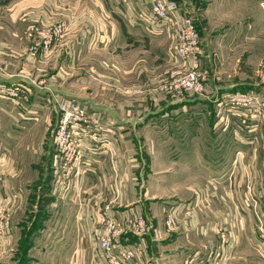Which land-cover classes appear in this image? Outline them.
<instances>
[{
	"label": "crops",
	"instance_id": "1",
	"mask_svg": "<svg viewBox=\"0 0 264 264\" xmlns=\"http://www.w3.org/2000/svg\"><path fill=\"white\" fill-rule=\"evenodd\" d=\"M137 2L139 0H0V29L11 37L8 44L0 42L3 44L0 46V156L3 159L6 157L4 166L7 162L9 164L7 158L14 151V141L19 142L23 132L26 133L30 129L29 126L41 119H35L36 115L29 113L27 109L30 107L34 110V105L39 107L41 103L46 104L45 101L50 102L52 99L48 91L56 93L59 90L49 83L44 85V81L42 84L36 82L41 77L45 79L49 76L41 75L43 64L51 56H57L56 53L67 55V43L95 39L99 44L96 49H105L111 45L120 48L123 44V51L118 52L122 53L123 62L126 59L129 66L126 68L119 58L112 64V74L108 73L109 76L115 75V78L106 76L103 80L99 77L100 83L97 85L100 93L92 94L91 97L89 94H78L88 109L102 115L103 124L114 145L112 154L117 157L119 171L115 172V179L112 175L109 186L114 183L116 188H131L145 183L146 178L143 179L141 172H146L145 169L153 172L157 166L149 164V157V162L143 163L140 157L154 155V151L141 148L138 146L139 142L150 139L164 142L172 140L174 136L181 143L183 141L173 156L177 164L165 163L166 166L158 167L165 169L161 172H167L171 167L176 172L207 173L205 169L209 166L211 172L222 169L223 173L212 179L201 178L187 183L183 182V176L177 173V179H180L177 182L179 187L191 188V199L188 201L176 197L162 200L160 197V203L155 201V196L149 197L145 194L142 198L131 190L130 197H126L124 192V197L122 195L113 206L114 210L141 211L149 227L144 239L151 264H264L253 243V216L243 204L249 197L258 196V193L264 197V153L257 149L241 147L234 150L224 147L226 144L217 146L216 141L213 142L215 146H212V141L218 134L213 132L214 128H217L215 123H223V120L219 121L223 118L219 101L228 93L241 91L240 88L236 89L241 85L250 87L252 91H259L257 83L233 85L228 79L227 84L220 85L218 80L221 72H224V67L233 72L234 65L238 64L239 58L231 54V51L234 45L241 44L240 41L245 37L251 8L255 9L254 19L257 27L264 30V0H211V5L199 14L204 20L199 26L200 47L204 54L202 63L203 68L209 71L211 81L207 83L209 89L206 95L190 99L180 98L181 94L162 93L164 83L175 69L174 64L168 62L169 38L165 34L146 35L137 27L132 15V9L136 7ZM251 3H254V6H251ZM47 10L58 15L55 21L61 20L67 24L65 39L55 52L43 58L45 61L27 58L26 30L32 23L41 19V22H49ZM34 13H42L43 17L35 18L32 16ZM251 17L253 18V15ZM210 25L212 29L223 28L221 35L209 37L205 29ZM85 30L88 37L82 40L81 36L85 34ZM220 43L229 45L224 49V53H230L229 58L224 57L221 60L223 50L218 47ZM83 45L77 48V51L88 47ZM225 72L228 76L233 74L230 71ZM14 86L27 89V102L20 101V104H17L1 94V90ZM67 92L70 93L69 90ZM70 94L73 95L72 92ZM230 126L232 129L233 125ZM201 135L206 142V146L202 148L204 153L193 144L187 145L190 140L193 141ZM230 137L233 142L234 134H230ZM8 139L12 140V146H8ZM15 151L18 153V149ZM134 155L140 162L131 159ZM167 155L166 150L163 156ZM51 163L50 159L52 170ZM105 171H108L107 158L98 165V174L90 175V179H86L87 185L85 183L84 190H80L77 195L78 205L68 203L77 209L75 246L68 264H98L100 261L95 245L90 242L88 236L99 232L95 216L101 207L110 202V198L103 203L92 193L89 194L88 189L95 188L99 182V173L105 174ZM136 172H139L138 176ZM165 176L169 177L167 174ZM13 180L12 176H8L0 181L9 191ZM157 180L161 186L164 185V176L158 177ZM50 195L52 196V190ZM55 200L57 201V198H43L42 207L54 208ZM81 200H84L82 206ZM8 209L13 216L14 207L10 205ZM169 215L175 216V225L172 228L165 224ZM49 218L50 215L45 220L37 219L36 222L46 223ZM43 230L38 228L33 237ZM63 232L69 236L70 230L65 228ZM135 239L130 230H125L124 243L134 242ZM8 246L6 252L10 249ZM2 259L0 255V263ZM32 263L37 264L34 260L28 261V264Z\"/></svg>",
	"mask_w": 264,
	"mask_h": 264
},
{
	"label": "rangeland",
	"instance_id": "2",
	"mask_svg": "<svg viewBox=\"0 0 264 264\" xmlns=\"http://www.w3.org/2000/svg\"><path fill=\"white\" fill-rule=\"evenodd\" d=\"M10 1L13 2L15 0ZM175 1L178 2L181 13L193 18L200 32L199 26H201V23L204 20L203 16H199V14H202L208 5H211V0ZM253 4L254 3H251V6H254ZM250 10L251 12L249 15H253V18L251 16H249L248 18L249 23H247V27L245 28V37H243L240 41L241 44L234 45L233 51H231V54H234L235 56H237V58H239L238 64L234 65L233 72L231 69H225L224 67V72H221L218 83L220 85L227 84L228 79H230V82L233 85L237 83H257V89H259V91L256 92L264 95V30L258 28L256 25V21L254 19L255 9L251 8ZM47 13L48 21H55L58 18V15H56L54 12L47 10ZM32 16H35L36 18L37 16H42V13H34ZM35 18L30 17V19ZM88 29L89 28H87V30ZM222 31L223 28L216 27L212 29L211 25L206 27L205 29V32L209 37H216L217 35H221ZM84 33L85 34L81 36L82 40H85L88 37V33L86 30L84 31ZM10 40L11 37H9V34L0 29V42L8 44ZM85 41H80L79 43L76 42L73 44L67 43V46H65L67 48V55L65 54L64 56L63 54L56 53L57 56H54V58H52L51 56L45 62V64H43L44 66H42L41 75L49 76L45 79L41 77L40 80L37 79L36 82L42 84L44 81V85H48L49 83V85H52L56 89H59L61 91L57 90L56 93L54 91H48V93L51 95L50 97L52 100L50 102L45 101L46 104L44 105H42L41 103L40 107L34 105V110H31L30 107L29 109H27L26 107L24 108L25 110H30L29 113L31 114L35 113V119L38 117H41V119L29 126L30 129L27 130V132H29L28 134L27 132H23V134L20 136V139L18 140L19 142L14 141V151H12V154L8 155L9 159L7 158V160H9V164L7 162L4 170L2 171L5 175V178L8 176H12V178L14 179L9 190L14 196V199L10 203L11 207H14V214L12 216L10 213L11 236H9V238L7 239V244L10 245V247L8 246L10 249L8 250V252H6V247L4 249L5 251H1V259H3L2 263L0 264H28L29 260H34L37 264H68L70 255H73L72 251L75 246V231L77 226V209L75 208V210L74 207L70 206V204L68 203H76L78 205L76 199L78 197L77 195L79 194V191L84 190L86 179L89 180L90 175L95 176L98 174V165H100L101 161L105 158H107L108 164V171H105L107 173H99L98 184L95 186V188L88 189L89 194L92 193L93 196L97 197V199H99V201H102L103 203L115 193V190H118L120 196L123 195V197L124 192L126 194V197H130L131 190L134 191V194H140V197L142 198H144L145 194H147V196L149 197L155 196V201L160 203L162 202L160 201V197L162 198V200H166L169 197H176L179 199L181 198V200L183 201H188L191 199V188H188V186H184L183 188L179 187V184H177V182H179L180 179H177V173L178 175L183 176V182L185 183L190 180H194L195 182L196 179L201 178L212 179L213 177H218L223 173L222 169H218V172L216 170H213L211 172L208 169L209 166H207L205 169L207 173H205L204 171L195 173L190 171L176 172L175 169L171 167H169V170L167 172H161V170L163 171L165 169L158 167L166 166L165 163L168 165L177 164V162L173 160L175 158L173 156H175V153L178 152V148L180 144L182 145L183 141L181 143V141H179L175 136L172 137V140L164 142H156L152 139L141 140L139 142L138 146H140L141 148L148 149V151H154V155H147L146 152L147 156L143 155V157H140V159H142L143 163H145V161L149 162V157V164H154L155 166H157V168L153 172H150L147 169H145L146 172L142 171L141 174H143L142 176L144 177V180L146 178V182L140 184L138 187L137 185H134V187L131 186V188H127L126 186L125 188H116L114 183L112 184V186H109L112 175H114L115 172L118 173L119 171L117 157L115 156H96L94 157L95 161H91L89 170H86L85 172H82L78 175L74 174L71 177L63 176L64 173L60 168L57 169V167H53L54 159L55 161H57V159L55 158L56 148L53 138L58 121L55 102L60 99H73L83 104L78 94H89L91 97L92 94H96L97 92L100 93L98 91L99 87L97 85L100 83L99 77H102V79L106 76L115 78V75H108V73L112 74V64L117 62L119 58L123 62V59L121 58L122 53L120 54V52L123 51V49H121V46H124L123 44L120 45V48H118L117 45L116 47H112L111 45L105 49H96L99 44L95 39H92L91 41L88 40L86 41V43ZM61 44H59V46ZM83 44H86L88 47H84L83 49H79L77 51V48H80ZM170 44L171 42L169 40V45ZM2 45L3 44L0 43V46ZM227 46L229 45L224 43H220L218 45V47L223 50L221 60L224 57H230V53H224V49L226 50ZM202 55L203 56L200 57V63L201 68L205 70L202 63L204 54ZM26 57L28 58L27 49ZM43 58L36 59H38L37 61H39ZM125 58H127L126 55ZM43 60L45 61V59ZM124 61L125 62H123V64L127 68V66H129V63H127L126 59H124ZM168 62L175 64L173 63V61H170V59ZM174 68L176 67L174 66ZM225 71H230L233 74H230V76H228ZM209 74L210 73L208 71V84L210 83L209 81H211V75ZM123 81L125 80L123 79ZM236 89H239L241 91H252L250 87L245 85L236 87ZM67 90H69L70 93L72 92L74 96L68 93ZM180 98L190 99L194 98V96L181 93ZM220 120H223V123H215V126L217 128H214L215 130H213V132H216L218 134L215 140L212 141V146H215L213 142L216 141L215 144L217 146L226 144L224 147L227 146L228 148L234 150L235 148L241 147L252 150L257 149L258 151L264 153V139L262 137L257 138L256 143H252L251 138H247L245 133H242V135H240L237 124H232L233 126L231 129L230 124L228 125V120H226L225 118H220L219 121ZM11 129L15 130L12 127ZM213 132L211 130V134ZM230 134H234L233 142L231 141L232 139L230 137ZM202 135L193 141L190 140L187 145L193 144V146L195 148H199L202 153L203 146H206V142H204L205 140L204 138H202ZM11 141L12 140L9 139L6 141L9 143L8 146H12ZM110 147L112 150L114 149L113 143ZM15 149H18V153L15 151ZM163 150L168 151V155L166 157L163 156ZM50 159L52 160V170L50 168ZM131 159L135 160V162H140L139 160L137 161V156L135 155L131 157ZM135 162L133 161V163ZM76 171L77 173H79L78 170ZM136 173V175L138 176L139 172ZM165 174H167L169 177H166ZM160 176L165 177L163 186H161L160 181L157 180V178ZM115 178L116 177L114 175L113 179ZM66 186L69 187L66 188ZM51 190L52 196L50 195ZM43 198H57V201H53L54 208H43ZM80 204L81 206L84 205V200H81ZM77 207L79 210V206ZM262 207V210L264 211V204L262 205ZM49 215L50 218L46 223L36 222L37 219L45 220ZM38 228H42L44 230L41 231L38 236L33 237V233L37 231ZM65 228H68L70 230L69 236H67V234L63 232ZM45 232L46 234H44ZM48 245H52V247H48ZM5 253H7L6 257Z\"/></svg>",
	"mask_w": 264,
	"mask_h": 264
},
{
	"label": "built area",
	"instance_id": "3",
	"mask_svg": "<svg viewBox=\"0 0 264 264\" xmlns=\"http://www.w3.org/2000/svg\"><path fill=\"white\" fill-rule=\"evenodd\" d=\"M132 15L137 27L146 35L166 34L171 42L168 57L176 68L164 83L162 91L170 95H206L209 89L208 72L201 68V38L193 18L181 13L175 0H139L132 9ZM66 33L67 24L61 20L32 23L25 33L28 57L36 59L51 55L64 40ZM1 94L17 104L28 101V92L23 86L7 87L1 90ZM55 104L58 121L53 138L57 161L54 159L53 167L60 168L63 176L71 177L89 170L96 156H113L110 147L112 140L100 113L90 111L73 99H60ZM218 105L228 125H238L240 135L245 133L252 143H256L259 137L264 139L263 94L250 90L231 92ZM5 162L6 157L3 159L0 156V180L5 178L2 172ZM120 198L118 190H115L110 202L101 207L95 216L99 232L88 236L95 245L100 259L98 264H151L144 239L149 230L148 224L140 210H114L113 206ZM253 198L249 197L243 204L253 216V243L264 261V197L258 193ZM13 199L12 192L0 181V253L8 246L7 239L11 236L8 207ZM165 224L169 228L174 227L175 216H167ZM125 230L133 233L136 238L134 242H123Z\"/></svg>",
	"mask_w": 264,
	"mask_h": 264
},
{
	"label": "trees",
	"instance_id": "4",
	"mask_svg": "<svg viewBox=\"0 0 264 264\" xmlns=\"http://www.w3.org/2000/svg\"><path fill=\"white\" fill-rule=\"evenodd\" d=\"M243 91V90H242Z\"/></svg>",
	"mask_w": 264,
	"mask_h": 264
}]
</instances>
